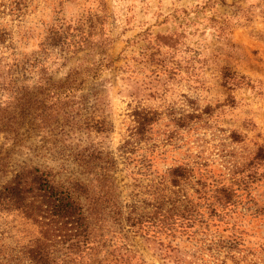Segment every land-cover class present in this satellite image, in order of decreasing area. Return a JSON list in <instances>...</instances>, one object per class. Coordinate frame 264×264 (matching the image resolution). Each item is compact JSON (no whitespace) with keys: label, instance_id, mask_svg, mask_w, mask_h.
Here are the masks:
<instances>
[{"label":"rangeland","instance_id":"rangeland-1","mask_svg":"<svg viewBox=\"0 0 264 264\" xmlns=\"http://www.w3.org/2000/svg\"><path fill=\"white\" fill-rule=\"evenodd\" d=\"M59 28L67 44L53 47ZM0 29L11 35L0 67L14 50L41 62L34 86L40 69L53 82L71 74L83 82L78 108L68 106L70 118L60 120L68 132L49 135L35 124L27 145L63 151L29 154L34 165L93 182L95 171L70 154H110L124 204L140 210L163 197L196 204L199 180L236 193L220 215L203 207L202 219L168 230L108 222L122 234L108 236L107 250L118 255L109 259L264 264V0H0ZM22 152L19 162L28 160ZM175 169L191 171L179 187ZM8 221L19 230L16 245L24 223Z\"/></svg>","mask_w":264,"mask_h":264},{"label":"trees","instance_id":"trees-1","mask_svg":"<svg viewBox=\"0 0 264 264\" xmlns=\"http://www.w3.org/2000/svg\"><path fill=\"white\" fill-rule=\"evenodd\" d=\"M10 38V33L0 29V45H6ZM67 39L60 28L54 29L50 45L64 46ZM5 48L13 50L12 44ZM11 56L12 62L0 67V264H128L123 255L109 259L118 255L107 250L108 236L114 235L115 240L120 237L121 231L116 228L122 230L125 223L139 232L156 227L168 230L176 220L192 223L198 216L202 219L203 207L211 211V217L221 214L219 208L224 212L234 207L236 193L202 180L196 184V204L188 197L184 205L182 198L170 201L163 197L151 205L152 209L147 205L140 210L139 203L125 205L112 173L115 160L103 152L70 154L80 166L95 171L93 182L76 178L73 173L68 175L64 167L57 170L34 165L29 154L38 157L43 149L51 155L63 151L55 144L51 149L27 145L39 132L35 124L46 128L49 135L68 132L60 120L62 116L70 118L67 107L74 111V98L83 82L72 74L62 82H53L40 69L34 86L31 80L41 62L18 59L14 50ZM23 150L28 152V160L19 162ZM171 176L173 186L179 187L191 171L175 169ZM10 217H20L24 223L21 231L26 238L16 245L10 240L12 230H19L10 225ZM108 222L116 228H108Z\"/></svg>","mask_w":264,"mask_h":264}]
</instances>
